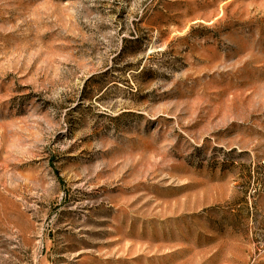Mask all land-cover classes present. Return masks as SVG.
Returning <instances> with one entry per match:
<instances>
[{
  "label": "rangeland",
  "instance_id": "1",
  "mask_svg": "<svg viewBox=\"0 0 264 264\" xmlns=\"http://www.w3.org/2000/svg\"><path fill=\"white\" fill-rule=\"evenodd\" d=\"M0 264H264V0H0Z\"/></svg>",
  "mask_w": 264,
  "mask_h": 264
}]
</instances>
